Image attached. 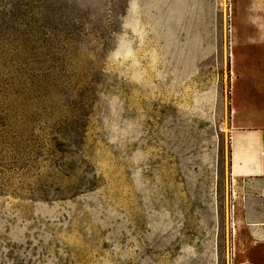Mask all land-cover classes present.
Listing matches in <instances>:
<instances>
[{
	"label": "rangeland",
	"instance_id": "1",
	"mask_svg": "<svg viewBox=\"0 0 264 264\" xmlns=\"http://www.w3.org/2000/svg\"><path fill=\"white\" fill-rule=\"evenodd\" d=\"M242 4L0 0V264H256L264 198L231 179L234 120L264 127Z\"/></svg>",
	"mask_w": 264,
	"mask_h": 264
},
{
	"label": "crops",
	"instance_id": "2",
	"mask_svg": "<svg viewBox=\"0 0 264 264\" xmlns=\"http://www.w3.org/2000/svg\"><path fill=\"white\" fill-rule=\"evenodd\" d=\"M234 0H232L233 2ZM242 11L240 21L242 26L254 30L251 37L257 40L259 44H264V0H241ZM232 19L234 16V9L232 7ZM246 27V26H245ZM243 29V28H242ZM255 86L259 89L258 92H264V80L256 81ZM233 87V85H232ZM263 87V88H262ZM262 88V89H261ZM239 109L232 108V117L237 115ZM234 130L231 136V179L233 184H238L239 193L246 192L248 185H254L255 192L264 198V127H253L244 124H238L235 120L233 122ZM263 205V203H262ZM264 213L263 206L255 209V214L259 211ZM246 214V210L245 213ZM233 221H236L233 218ZM248 221L244 220L245 231L247 230ZM254 233L244 234L239 242L246 247L264 248V220L258 221L255 219ZM256 255V264H259L264 257V249L259 251Z\"/></svg>",
	"mask_w": 264,
	"mask_h": 264
}]
</instances>
